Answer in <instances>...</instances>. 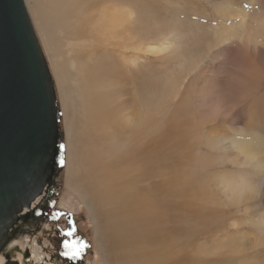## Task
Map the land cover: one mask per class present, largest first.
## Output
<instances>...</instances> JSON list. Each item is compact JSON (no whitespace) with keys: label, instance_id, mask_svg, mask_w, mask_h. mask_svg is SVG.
<instances>
[{"label":"bare ground","instance_id":"1","mask_svg":"<svg viewBox=\"0 0 264 264\" xmlns=\"http://www.w3.org/2000/svg\"><path fill=\"white\" fill-rule=\"evenodd\" d=\"M35 1V22L42 33L49 29L44 14L48 11L55 20L51 21L55 24L54 33L58 30L67 35L62 46L55 43L52 31L43 38L65 108L75 113L70 126L79 133L69 136L68 172L81 185L80 194L89 210L96 206L102 216L107 209L120 214V240L110 238L103 229L96 235V245L100 250L102 247L105 263L181 264L178 226L165 229L161 224L165 215L163 202L154 201L149 190L139 184L145 183L146 178L153 181L151 176L158 170L146 164L150 160L158 164L153 159L163 156L166 150L168 138L157 132L171 102L185 89L186 76L206 60L215 43L226 45L241 35L244 46L253 50L260 35L257 22L245 10L246 6L236 11L240 17L236 23L230 21L231 25L215 32L189 16L187 9L177 3L52 0L44 6L41 0ZM230 9L231 6L224 9L223 14L228 15ZM68 83L73 85L74 97L68 98L62 90ZM156 138L162 142L159 146ZM244 141L238 137L228 143V148H234L236 155L242 154L249 162L255 158L250 151L256 142ZM135 165L142 167L133 168ZM80 170L87 178L80 176ZM126 181L143 191L137 195L140 202H128L134 194L127 191ZM155 208L159 209L156 216Z\"/></svg>","mask_w":264,"mask_h":264},{"label":"rangeland","instance_id":"2","mask_svg":"<svg viewBox=\"0 0 264 264\" xmlns=\"http://www.w3.org/2000/svg\"><path fill=\"white\" fill-rule=\"evenodd\" d=\"M25 1L55 80L66 158L53 191L35 202V206H42L37 217L12 242L18 244L17 250H13L14 245L12 254L23 264H66L67 256L63 253L68 238V220L78 218L80 227H75V240L84 242L87 247L82 249L80 258L76 260L83 264H106L102 247L100 250L96 245V235L103 229L110 238L120 240L123 237L120 214L115 209H107L102 216L96 206L93 211L89 210L80 194L81 185L75 183L68 172L69 136L79 133L70 126L75 113L74 110L69 113L65 108L43 38L49 31L54 33L55 24L51 21L55 20L50 12H45L49 29L42 33V28L35 22L36 1ZM51 1L41 0L40 3L46 6ZM156 1L161 5L177 3L183 6L189 16L215 32L231 25V22L236 23L240 19L236 11L246 6L245 10L259 26L256 45L259 49L254 46L250 51L244 46L245 39L241 35L226 45L215 43L213 47L216 48H212L206 60L186 76L185 89L171 102L157 132L168 138L166 150L163 156L153 159L158 164L151 163L148 157L150 162L146 165L158 170L151 176L153 181L148 182L146 178L139 187L148 189L154 201L159 199L163 202L165 215L161 224L165 229L178 226L181 264H264V0ZM230 6L229 14L224 15L223 10ZM53 37L55 43L62 46L67 35L56 30ZM59 50L62 53L63 48ZM62 90L67 92L68 98L74 97L72 84H66ZM238 137L239 141L248 139L249 143L256 142V145L252 143L250 151L255 162L254 159L246 162L242 154L236 155L234 148H228V143ZM155 142L158 146L162 143L157 138ZM138 167L142 166H133ZM79 173L82 178H87L82 170ZM124 186L134 194L128 202H140L137 195L143 191L132 188L128 181ZM158 211L154 209V216Z\"/></svg>","mask_w":264,"mask_h":264},{"label":"water","instance_id":"3","mask_svg":"<svg viewBox=\"0 0 264 264\" xmlns=\"http://www.w3.org/2000/svg\"><path fill=\"white\" fill-rule=\"evenodd\" d=\"M23 4L0 0V257L36 218L66 158L55 80Z\"/></svg>","mask_w":264,"mask_h":264},{"label":"flooded vegetation","instance_id":"4","mask_svg":"<svg viewBox=\"0 0 264 264\" xmlns=\"http://www.w3.org/2000/svg\"><path fill=\"white\" fill-rule=\"evenodd\" d=\"M38 206H40V209H41L42 206L41 205H38ZM78 222H79L78 218H70L68 220V226H67L66 230H67V232L71 231L72 235L71 236L67 235L68 238L66 239V241H68V242H75L76 241L75 240V231H76L75 227L76 228L80 227ZM86 243H88V242H86ZM11 244H12V242L8 245V247L6 248L5 252L1 256L3 258V264H23L21 260L19 261L18 259H16L13 256V254H12V252H13L12 249L13 248L10 247ZM56 253H57V251H56ZM66 264H83V263H82L81 260L70 259L67 256Z\"/></svg>","mask_w":264,"mask_h":264},{"label":"snow or ice","instance_id":"5","mask_svg":"<svg viewBox=\"0 0 264 264\" xmlns=\"http://www.w3.org/2000/svg\"><path fill=\"white\" fill-rule=\"evenodd\" d=\"M25 5L23 4V0H21V9L23 10ZM61 164L63 161L61 160ZM54 219L57 217H53ZM66 235L71 236L72 232L69 231ZM87 245L82 241L68 242L64 243V248L66 251L63 253L65 256H68L70 259H78L81 256L82 249L86 248ZM0 264H3V261L0 260Z\"/></svg>","mask_w":264,"mask_h":264}]
</instances>
